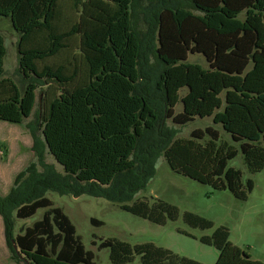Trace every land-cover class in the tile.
Instances as JSON below:
<instances>
[{
    "label": "trees",
    "instance_id": "obj_1",
    "mask_svg": "<svg viewBox=\"0 0 264 264\" xmlns=\"http://www.w3.org/2000/svg\"><path fill=\"white\" fill-rule=\"evenodd\" d=\"M123 1L0 0L1 15L13 12L21 64V85L10 78L0 80V121L21 125L34 116L27 128L37 162L17 176L7 195L0 193L6 239L20 263L96 264L95 254L86 249L71 219L54 207L49 192L106 199L159 225L177 220L176 206L162 200L135 201L155 177L161 156L178 174L217 190H229L241 200L250 199L255 181L245 183L244 172L230 166L240 152L218 145V129H196L191 139L183 140L176 138L178 131L169 122L186 126L196 118L213 117L214 123L223 125L234 141L242 144L250 171L264 170V0H128L134 43H129L124 59L134 63L137 80L130 83L133 77L125 73L127 86L130 84L127 90L121 94L113 85L110 90L115 106L122 100L131 106L132 118L124 130H106L97 137L104 139L110 163L117 167L97 181L82 177L85 165L61 172L46 161L47 143L57 156L51 143V126L59 123L53 120L54 106L62 104V96L70 100L95 81V69L106 61L102 48L112 47L114 38L116 43L121 41L120 34L126 30ZM6 54L0 34V77ZM196 55L209 67L191 62L190 57ZM183 90L187 91L184 96ZM179 102L183 112L176 113ZM142 111L147 113L144 119ZM138 120L147 123L127 140L131 145L129 162L114 161L111 148L125 152L122 134L131 125L134 129ZM44 124L51 125L47 143ZM206 138L205 146L197 142ZM97 165L102 167L105 162L97 161ZM41 209L45 210L43 218L23 224L28 226L22 232L21 225L15 236L17 221L30 219ZM184 220L193 228L214 227L212 221L191 212L185 213ZM92 223L102 225L95 219ZM200 241L220 251L217 264H264L236 246L227 227ZM98 247L110 249L113 264L132 262L135 255L143 264H201L153 244L132 247L107 240Z\"/></svg>",
    "mask_w": 264,
    "mask_h": 264
},
{
    "label": "rangeland",
    "instance_id": "obj_2",
    "mask_svg": "<svg viewBox=\"0 0 264 264\" xmlns=\"http://www.w3.org/2000/svg\"><path fill=\"white\" fill-rule=\"evenodd\" d=\"M123 4L122 19L125 21L126 30L123 31V35L120 34L121 41L116 43L114 38L112 47L102 48L106 53V61L95 69V81L88 90L76 94L70 100L62 96V104L54 106L53 120L56 119L54 123L61 122V124L57 123L54 127L50 124L43 125V136L46 143L47 130L49 132L51 126L53 132L51 143L58 156L47 143L46 161L54 164L61 172L66 169L75 171L85 165L87 169L82 176L84 179L102 181L117 167V163H110V153L103 147L104 139L97 137L106 130H124L129 126L132 118L131 106L125 105L124 100L115 106L113 92L110 90L112 85L121 94L127 90L130 84L127 86L129 82H127L128 76L125 73H130L133 77L129 79L130 83L137 80L134 63H127L124 59V53L129 43H134V38L129 31V1L124 0ZM5 14H0V34L4 37L7 54L4 62V75L0 77V80L10 78L21 85L20 55L17 50L20 35L15 26L13 12ZM46 18L47 16L42 21ZM190 61L200 63L206 68L209 67L206 60L199 55L191 56ZM186 92V90L181 91V95L184 96ZM223 97L225 99V94ZM39 100L40 90L37 91V101ZM37 109L38 105L35 112ZM181 112H183V104L179 102L176 106V113ZM146 114V111H142L141 117L146 118ZM33 118L34 116L21 125L0 121V193L2 195L10 192L20 173L26 171L32 163L37 162L33 151V139L27 128V124ZM146 123L138 120L134 129L131 125L123 132V140L126 141L125 152L116 146L112 147L111 154L114 161L129 162L127 155L131 145L127 140L132 138V132H140ZM169 125L177 129L176 138L183 140L191 139V134L196 129L207 127L218 129L221 132L218 145L225 148L233 147L240 152L239 156L231 161L230 166L244 172L245 183L249 179L255 181L256 188L250 194V199L241 200L229 190H217L210 185L178 174L170 168L164 156H161L157 162L155 177L147 188L136 196L135 201L138 198L148 199L150 202L162 200L176 206L179 210L178 219L168 220L165 225H159L129 213L119 204L102 198L87 195L75 198L53 192L47 193V197L54 203V207L61 208L71 219L86 249L95 254L96 264H113L110 249L99 250L98 247L101 242L107 240L125 242L132 247L153 244L201 264H217L220 251L216 247L203 244L200 239L212 236L214 231L220 227L229 228L231 241L251 254L254 259L264 263V170L256 174L250 171L242 152V144L235 142L223 125L214 123L213 117L196 118L186 126L174 125L172 122H169ZM79 129L82 131L79 132ZM197 142L205 146L209 139ZM97 161H103L105 165L100 167ZM186 212L212 221L214 227L202 230L189 226L184 220ZM44 213L45 210L41 209L32 218L17 221L14 235H18L19 231L22 232L26 226L40 221ZM92 219L102 222V225L93 224ZM94 241L97 242L96 245ZM0 264H23L16 260L8 245L5 224L1 215ZM127 264L143 263L141 257L135 255V259Z\"/></svg>",
    "mask_w": 264,
    "mask_h": 264
},
{
    "label": "water",
    "instance_id": "obj_3",
    "mask_svg": "<svg viewBox=\"0 0 264 264\" xmlns=\"http://www.w3.org/2000/svg\"><path fill=\"white\" fill-rule=\"evenodd\" d=\"M15 249H17V246H15Z\"/></svg>",
    "mask_w": 264,
    "mask_h": 264
}]
</instances>
